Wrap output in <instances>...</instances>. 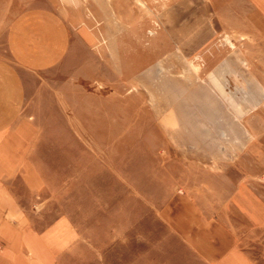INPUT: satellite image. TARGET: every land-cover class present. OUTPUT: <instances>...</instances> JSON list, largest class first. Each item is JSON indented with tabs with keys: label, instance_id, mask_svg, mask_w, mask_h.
<instances>
[{
	"label": "rangeland",
	"instance_id": "rangeland-1",
	"mask_svg": "<svg viewBox=\"0 0 264 264\" xmlns=\"http://www.w3.org/2000/svg\"><path fill=\"white\" fill-rule=\"evenodd\" d=\"M57 6L73 31L95 16L86 2ZM252 13V0H96L100 83L137 94L148 130L129 150L100 151L82 137L75 108L59 104L53 91L41 95L30 153L43 182L39 198L46 218L64 213L79 234L61 264H209L158 211L184 188L222 216L221 202L241 176L237 161L250 143L264 141V32ZM162 29L174 46L158 68L143 50L155 49ZM174 77L188 82H167ZM187 108L201 120L187 124ZM189 135L209 146H182Z\"/></svg>",
	"mask_w": 264,
	"mask_h": 264
},
{
	"label": "crops",
	"instance_id": "crops-1",
	"mask_svg": "<svg viewBox=\"0 0 264 264\" xmlns=\"http://www.w3.org/2000/svg\"><path fill=\"white\" fill-rule=\"evenodd\" d=\"M84 2L94 5L95 16L73 31L57 5L72 10ZM22 3L28 6L20 8ZM252 12L264 32V0H252ZM170 34L176 41L175 30ZM164 35V29L158 31L155 49L143 50L147 63L157 58L158 68L173 45ZM47 91L62 106L76 109L82 137L100 151L129 150L148 130V109L137 94L100 83L96 0H0V264H61L79 239L68 215L46 218V203L39 198L43 182L30 158L39 132L37 102ZM189 112H182L187 124L201 120H191ZM216 113L210 110L209 116ZM201 129L205 135L211 130ZM196 140L189 135L182 146H209L206 139ZM247 147L237 161L240 179L221 202L222 216L184 188L159 207L163 221L209 264H264V152L252 150L264 149V141Z\"/></svg>",
	"mask_w": 264,
	"mask_h": 264
}]
</instances>
